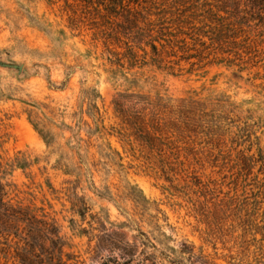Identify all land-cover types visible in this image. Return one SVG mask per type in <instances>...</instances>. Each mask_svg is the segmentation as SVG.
Returning <instances> with one entry per match:
<instances>
[{
    "label": "rangeland",
    "instance_id": "1",
    "mask_svg": "<svg viewBox=\"0 0 264 264\" xmlns=\"http://www.w3.org/2000/svg\"><path fill=\"white\" fill-rule=\"evenodd\" d=\"M204 3L0 0L6 200L54 223L78 264H264V25L229 34ZM137 94L205 104L197 159L134 139L113 103Z\"/></svg>",
    "mask_w": 264,
    "mask_h": 264
},
{
    "label": "trees",
    "instance_id": "2",
    "mask_svg": "<svg viewBox=\"0 0 264 264\" xmlns=\"http://www.w3.org/2000/svg\"><path fill=\"white\" fill-rule=\"evenodd\" d=\"M98 1L99 5L109 11L113 9L116 12L117 7H126L124 0ZM198 1L189 0V5L195 6L194 3ZM213 1L215 13L209 9L208 15L220 20L222 17L219 14L224 13V30L229 34L234 29V23H246L249 19L264 25V0ZM139 2L140 0H130L135 6H139ZM128 10L131 13L130 23L136 25L141 13L134 6ZM149 45L155 53L153 42ZM113 104L121 123L150 152L159 156L168 152L176 156L179 162H182L178 159L180 155L186 161L189 158L197 159L193 137L199 135L198 128L201 127L203 115V110L200 109L206 108L204 103L192 100L175 103L161 97L151 99L150 96L137 94L130 95L125 102L121 100ZM12 165L24 169L28 163L15 158ZM6 196L5 185L0 177V252L3 255L7 253L14 264H78L74 256L65 252L68 246L54 223L38 217L29 208L12 205L6 200ZM121 250L125 252V248ZM109 259L102 264H123L116 259Z\"/></svg>",
    "mask_w": 264,
    "mask_h": 264
},
{
    "label": "water",
    "instance_id": "3",
    "mask_svg": "<svg viewBox=\"0 0 264 264\" xmlns=\"http://www.w3.org/2000/svg\"><path fill=\"white\" fill-rule=\"evenodd\" d=\"M11 68H13V69H16L17 71H20L21 70V67L20 66H10Z\"/></svg>",
    "mask_w": 264,
    "mask_h": 264
}]
</instances>
